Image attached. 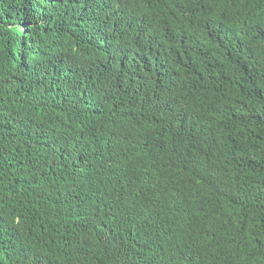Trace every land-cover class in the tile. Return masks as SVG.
Masks as SVG:
<instances>
[{"label": "trees", "instance_id": "trees-1", "mask_svg": "<svg viewBox=\"0 0 264 264\" xmlns=\"http://www.w3.org/2000/svg\"><path fill=\"white\" fill-rule=\"evenodd\" d=\"M0 264H264V0H0Z\"/></svg>", "mask_w": 264, "mask_h": 264}]
</instances>
